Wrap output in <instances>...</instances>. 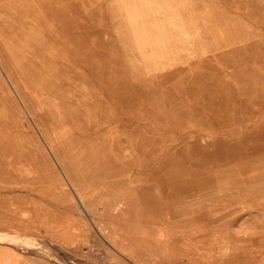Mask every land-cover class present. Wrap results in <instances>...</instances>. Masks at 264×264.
I'll return each instance as SVG.
<instances>
[{
  "label": "rangeland",
  "instance_id": "rangeland-1",
  "mask_svg": "<svg viewBox=\"0 0 264 264\" xmlns=\"http://www.w3.org/2000/svg\"><path fill=\"white\" fill-rule=\"evenodd\" d=\"M138 10L0 0V233L31 242H0V264H89L65 245H113L93 264H264L253 26L184 50L133 41L121 23L135 28Z\"/></svg>",
  "mask_w": 264,
  "mask_h": 264
},
{
  "label": "crops",
  "instance_id": "crops-1",
  "mask_svg": "<svg viewBox=\"0 0 264 264\" xmlns=\"http://www.w3.org/2000/svg\"><path fill=\"white\" fill-rule=\"evenodd\" d=\"M123 2L127 5L137 2L141 11L140 13L138 10L139 16L136 13L138 18L135 28L129 22L121 23L124 32L137 36L136 39H132L133 41L186 43L183 46L179 45L184 50H190L195 43L197 48L194 49L215 50L219 43L241 40L243 27L247 30V27L253 26V45L257 51L263 52L260 54H264L262 47L264 0H123ZM141 14L148 19L144 20ZM98 246L65 245L70 254L64 253L63 257L70 262L80 260L89 264L97 262L99 257L106 260L112 258L113 245H106L112 249V253L108 251L98 253L99 249L102 250ZM65 250L63 248L64 252Z\"/></svg>",
  "mask_w": 264,
  "mask_h": 264
},
{
  "label": "bare ground",
  "instance_id": "bare-ground-1",
  "mask_svg": "<svg viewBox=\"0 0 264 264\" xmlns=\"http://www.w3.org/2000/svg\"><path fill=\"white\" fill-rule=\"evenodd\" d=\"M158 1V0H157ZM161 2V1H160ZM163 2H165V1H163ZM166 3V2H165ZM164 3V4H165ZM147 5V4H146ZM166 5V4H165ZM151 7V6H150ZM165 8V7H164ZM158 9V8H157ZM161 9H162V7H161ZM58 15V14H57ZM154 16V15H153ZM159 17V16H158ZM157 18V17H156ZM159 19H161V18H159ZM30 26V25H29ZM61 29V28H60ZM56 30V29H55ZM26 33H27V31H26ZM160 33H161V29H160ZM28 34H30V33H28ZM27 34V35H28ZM4 44V43H3ZM8 46V45H7ZM9 48V47H8ZM13 60H14V58H13ZM15 63V62H14ZM17 65V64H16ZM19 69V68H18ZM3 70V69H2ZM20 70V69H19ZM20 72V71H19ZM26 76V75H25ZM27 77V76H26ZM7 79H8V81H9V83H10V85H11V87L14 89V91H17L16 89H15V87H14V85H13V83H12V81H11V79L9 78V76L7 75ZM26 79V78H25ZM28 79V78H27ZM10 87V88H11ZM12 92V91H11ZM18 92V91H17ZM13 94V93H12ZM16 96V95H15ZM22 102V101H21ZM3 103V102H2ZM21 104V103H20ZM50 105V104H49ZM25 106V105H24ZM27 109V108H26ZM29 119V118H28ZM28 121V120H27ZM31 121V120H30ZM34 121V120H33ZM26 124V123H25ZM29 124H31V123H29ZM33 124V123H32ZM37 126V125H36ZM38 128V127H37ZM76 128H78V127H76ZM74 130H75V128H74ZM42 132V131H41ZM39 134V133H38ZM40 137V136H39ZM41 138V137H40ZM49 151H50V153L53 155V157H54V159H55V162L57 163V165L60 167V163H59V160L57 159V157L54 155V153L52 152V149H51V147H49ZM50 154V155H51ZM61 171H62V173H63V175H64V177L66 178V180L69 182V180H68V178H67V175H66V173H65V171L61 168ZM76 194V193H75ZM76 196H77V199H78V202H79V204H80V206L82 207V208H84L85 209V207H84V204H83V202H82V200H81V198L79 197V195L78 194H76ZM0 242H7V243H10V244H14L15 246L16 245H25L26 247H29L28 245H30L31 244V242L29 241V239H26L24 242H25V244H23V243H21L20 242V240L18 239V237L17 236H10V234L9 235H7V234H5V233H0ZM2 245H4V244H2ZM7 245V244H6ZM9 245V244H8ZM7 245V246H8ZM14 245H13V247H14ZM36 245V244H35ZM40 246L42 247V245H39L38 247L40 248ZM9 247H10V245H9ZM9 247H8V249H9ZM20 247V246H19ZM18 247V248H19ZM33 247H36V246H32V248ZM45 246H43L42 248H44ZM11 249H12V247H10ZM28 249V248H27ZM35 249V248H34ZM45 249V248H44ZM48 249V248H47ZM20 250H22L21 248H20ZM26 250V249H25ZM38 250V249H37ZM15 251V250H14ZM24 251V250H23ZM22 251V252H23ZM28 251V250H27ZM27 251L25 252V253H27ZM41 251V250H40ZM44 251V250H43ZM63 251V250H62ZM18 252V251H17ZM38 252V251H37ZM47 252H48V250H47ZM21 253V252H20ZM39 253V252H38ZM42 253V252H41ZM43 253H46V252H43ZM49 253V252H48ZM15 254V253H14ZM22 254V253H21ZM28 254V253H27ZM51 254V253H50ZM40 255V254H39ZM42 255V254H41ZM46 255V254H45ZM47 255H49V254H47ZM12 256V255H11ZM38 256V255H37ZM51 256V255H50ZM13 257H15V256H13ZM20 257V256H19ZM46 257V256H45ZM44 257V258H45ZM49 257V256H48ZM54 257V256H53ZM1 258V257H0ZM10 258V257H9ZM23 258V257H22ZM50 258V257H49ZM48 258V259H49ZM7 259V258H6ZM54 259V258H53ZM50 260V259H49ZM16 262V261H15ZM55 262H57V260L55 261ZM58 262H59V260H58ZM57 262V263H58ZM19 263V262H18ZM23 263V262H22Z\"/></svg>",
  "mask_w": 264,
  "mask_h": 264
}]
</instances>
